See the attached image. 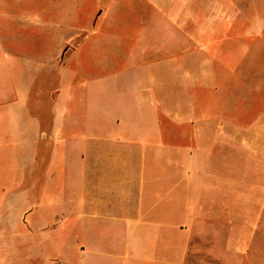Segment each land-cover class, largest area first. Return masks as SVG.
Segmentation results:
<instances>
[{
	"label": "rangeland",
	"instance_id": "1",
	"mask_svg": "<svg viewBox=\"0 0 264 264\" xmlns=\"http://www.w3.org/2000/svg\"><path fill=\"white\" fill-rule=\"evenodd\" d=\"M9 1L8 9L0 5V40L8 55L0 57V114L7 109V126L12 109V152L0 151V264H56L58 256L60 264H78L86 256L82 244L90 251L87 258L103 264H109V256L120 255L102 245L97 234L86 232V219L65 207L83 194V172L71 164L75 158L71 149L82 146L84 129L65 132L63 145L37 135L50 127L59 98L58 112L67 120L116 114L120 90L128 91L124 84H135L139 71L162 64L172 70L183 65L188 69V88L174 77L173 83L168 81L173 105L189 101L180 109L183 116L197 110L201 114L203 109L206 135L213 131L222 135L206 136L200 145L186 141L194 160L204 164L201 210H210L216 198L229 200L242 213L247 200L255 204L260 199L264 0H87L78 10L77 24L62 29L64 41H58L54 27L37 25L42 0ZM96 13L102 16L95 32L84 34L91 29L90 15ZM73 28L76 42L69 38ZM175 41L188 53L175 47ZM197 62H204V74H197ZM180 69L175 76L183 78ZM198 77L204 82L199 89L203 106L196 108L191 99L195 102ZM128 110L135 112L133 106ZM168 111L174 118L179 115L176 107L169 106ZM189 222V231L184 232L163 227L166 231L158 238L165 247L156 251L155 264H193L197 258L208 263L213 256L229 264L228 238L218 239L212 226L195 218ZM88 226L100 228V223L91 221Z\"/></svg>",
	"mask_w": 264,
	"mask_h": 264
},
{
	"label": "crops",
	"instance_id": "2",
	"mask_svg": "<svg viewBox=\"0 0 264 264\" xmlns=\"http://www.w3.org/2000/svg\"><path fill=\"white\" fill-rule=\"evenodd\" d=\"M85 3L87 0H42V16L37 19V25L54 27L58 41H64L67 38L62 35V29L77 24L75 20L79 15L78 10ZM0 5L4 9L12 7L9 0H0ZM101 16L100 13H96L95 17L90 15L91 29L83 33L95 32L94 28L100 22ZM76 35L78 34L75 30L69 38L76 42ZM3 43L4 40L1 39L0 57L7 58ZM173 44L188 53V50L183 49L182 43L175 41ZM203 46L201 43V47ZM72 51L76 52L77 47ZM6 61L4 60L7 65ZM166 65L162 64L154 70L139 71L140 75L136 77L135 84H124L128 91L119 89L121 97L115 103L116 114L98 116L95 120H90L88 115H78L67 120L58 112L61 106L60 98L58 99L56 110L50 117V127L40 130L37 139L51 137L63 145L62 138L67 137L65 132L68 130L85 131L82 135V146L71 149L75 153L71 164L83 172V194L75 199V204L65 207L70 213H75L77 218L86 219V232L92 231L100 238L102 245L120 252L119 256L108 257L109 264H155L156 251L159 247H165V242L159 243L158 238L166 231L163 227L172 232L189 231V219L194 218L200 224L212 226L218 239L221 240L223 236L228 238L231 253L229 264H264V189L255 204V201L247 200L242 213H237L229 200L220 201L216 198L210 210H201L205 185L202 171L204 164L201 166L198 160H194V151L186 146V141L192 139L200 145L205 143L203 140L206 136L215 139L222 135L220 131L206 135L203 109L201 114L197 110L196 114L183 116L180 109L189 101L183 105H173L174 97L169 91L171 88L168 86L171 83L168 81L172 79L173 83L174 77L176 83L188 88V69L185 65L180 66L185 76L176 77L181 69L172 70ZM9 67L12 68L11 63ZM204 72V62L202 65L197 62V74ZM156 77L160 80L156 81ZM202 87L203 77H198L195 102L193 99L190 101L196 108L203 106V101L200 102L203 92L202 96L199 95ZM130 106L135 108L134 113L129 112ZM169 106L178 109L179 115L176 118L168 111ZM118 107L126 112L121 114ZM11 110L10 108L9 126L7 109L4 115L0 114V151L4 150L6 155L7 151L10 155L12 152ZM188 124L192 129H185ZM78 137L69 135L70 139ZM26 145L25 151L28 153L29 144ZM261 169H264V165ZM174 191L177 194L174 195ZM11 200L10 194V212ZM217 206L219 209H216ZM91 221L100 223V228L88 226ZM256 235L259 236L258 239ZM82 245L81 249L86 256L78 264H103V260L87 258L90 251ZM189 248L190 246L186 249L187 253L190 252ZM55 260L56 264H60V256ZM222 260L221 257L218 259L213 256L206 263L197 258L193 264H223L225 261Z\"/></svg>",
	"mask_w": 264,
	"mask_h": 264
}]
</instances>
